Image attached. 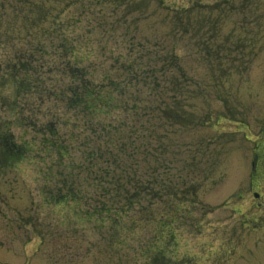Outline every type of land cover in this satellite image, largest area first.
<instances>
[{
	"label": "rangeland",
	"instance_id": "1",
	"mask_svg": "<svg viewBox=\"0 0 264 264\" xmlns=\"http://www.w3.org/2000/svg\"><path fill=\"white\" fill-rule=\"evenodd\" d=\"M156 55L175 65L144 76ZM263 125L264 0H0V127L26 154L0 177V264H264Z\"/></svg>",
	"mask_w": 264,
	"mask_h": 264
},
{
	"label": "trees",
	"instance_id": "2",
	"mask_svg": "<svg viewBox=\"0 0 264 264\" xmlns=\"http://www.w3.org/2000/svg\"><path fill=\"white\" fill-rule=\"evenodd\" d=\"M66 41H67V39L64 42H66ZM75 47H76V44H74V43L70 44V49H73V51H74ZM148 52L152 53L151 51H148ZM164 57H167V56H158V55H156L152 59V61L151 60L148 61L147 62L148 64L144 68V72H148V73L146 75H144V76H150L151 78H156L158 76V74L161 75L165 71L164 68L162 67L163 64L164 65H168V62L169 63L174 62V60H173L174 58L173 57L172 58H164ZM130 61H131V69H133V67H135L139 71V69H140L139 67L143 66L142 63H138V61H136V60L134 61V60L131 59ZM173 65H175V62H174ZM24 71H26V70H24ZM157 72H159V73H157ZM130 73L132 74V71L129 70V74ZM20 78L23 79V76L18 74V72H15L14 73V80H15L16 88H23L24 85L26 84V81L24 79L23 80H19ZM167 78H168V76H166L163 79V81L166 82ZM173 79H174V76L171 77V79H169L167 81V84H169V88L171 87V84L173 85V83H172ZM123 80H124L125 84L124 85L120 84L121 88H130V87L134 88L132 86L138 83L136 78H131V79L127 80V78L125 77ZM106 83H108V82H106ZM103 85H105V84L102 83V87L103 88H116L117 86H118L117 88H119L118 83H116L114 81H111V80H109V84L108 85H105V86H103ZM152 85H153L152 87H156L157 86V84H156V86H155V84H152ZM146 86H148V88H151L149 85H146ZM92 87H93V85L90 84L87 81V79H84L82 81V88H92ZM30 88H34L33 84L30 85ZM97 88H100V87H97ZM97 88H95L93 90L92 89H85L83 91L85 93L89 92V93H87L88 100L86 99V96H84V102H88L89 103V104H86L87 106L85 107L84 110H86V112L87 111H93L96 114H98L100 112L103 113V114H100V115H98L96 117L97 121L95 123H88V121H87L86 124L84 125V127L86 129L88 127H91L90 125H94L95 124L97 129L101 130L100 127L103 126V125H106L105 123H102L101 121H105L107 118L111 117V115L109 113L110 111L108 113H106V108L108 107V105L111 104L110 99H109V94H105V90L97 89ZM156 88H159V86H157ZM163 88H166V86H163ZM118 96H117V98H118ZM79 97H82V95L79 94ZM116 104H117L118 107H120L119 108V110H120L121 107H122L121 102L116 103ZM86 115H87V113H86ZM101 115H104V117L98 119V117L101 116ZM87 117H88V115H87ZM124 125L125 124L123 123L122 126H124ZM0 131H1L0 132V173H1L3 170H5L7 168L14 167L15 163L17 164L18 162L22 161L23 157H25L26 154H25V150H23V145L16 141L14 136L12 134H10L11 131L8 130L7 127H5V128L4 127H2V128L0 127ZM96 131L97 130H95V132ZM134 143H135V140L133 141V145H134ZM68 148L69 147L66 146V148H63V150L64 149H68ZM133 150H134L133 156L129 155V158H133V159H130V160H135L134 157L136 156V153H137V147L134 146ZM94 155H96V156L98 155V149L96 151L95 150L92 151V156H94ZM110 159L112 161L111 166L117 167L118 164H117L116 155L115 154L112 155V157ZM119 178H122V177H119ZM136 183H139V182L136 181ZM62 184H64V183H62ZM138 185H141V184L139 183ZM141 189L146 190L148 193H151V194L153 193L152 188L149 190L147 187H144V188L141 187ZM153 196H154V193H153ZM167 209H169V211L167 210V213H166V216H167V220H165L166 222L159 221V223L165 224V223L173 220L172 223L175 224L176 220L178 219L177 217H180V212H181L178 202L176 204H174V205L173 204L169 205V207H167ZM94 215H95V213H94ZM155 216L152 215V219L151 220H153L155 218ZM168 217H170V218L173 217V218H171L172 220H168ZM163 224H162V226H163ZM167 226H168V224H167ZM167 226H163V227L166 228Z\"/></svg>",
	"mask_w": 264,
	"mask_h": 264
},
{
	"label": "flooded vegetation",
	"instance_id": "3",
	"mask_svg": "<svg viewBox=\"0 0 264 264\" xmlns=\"http://www.w3.org/2000/svg\"><path fill=\"white\" fill-rule=\"evenodd\" d=\"M259 137V140L253 145V158L256 159V166L252 172L249 190L255 198L254 207L252 209L264 213V125L260 131ZM262 221L260 217L252 220L255 224H259ZM254 228L257 229L259 226L255 225Z\"/></svg>",
	"mask_w": 264,
	"mask_h": 264
}]
</instances>
